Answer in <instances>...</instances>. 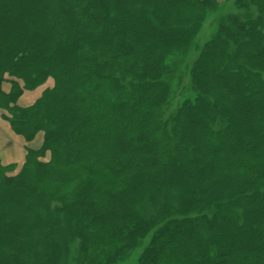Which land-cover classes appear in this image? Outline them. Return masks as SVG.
<instances>
[{
	"label": "trees",
	"instance_id": "1",
	"mask_svg": "<svg viewBox=\"0 0 264 264\" xmlns=\"http://www.w3.org/2000/svg\"><path fill=\"white\" fill-rule=\"evenodd\" d=\"M0 118L42 138L0 161V264H264V0H0Z\"/></svg>",
	"mask_w": 264,
	"mask_h": 264
},
{
	"label": "rangeland",
	"instance_id": "2",
	"mask_svg": "<svg viewBox=\"0 0 264 264\" xmlns=\"http://www.w3.org/2000/svg\"><path fill=\"white\" fill-rule=\"evenodd\" d=\"M210 1L214 2V0ZM232 3L233 1L231 2V4L224 5L219 11H217L218 8L214 9V7H208L204 9L201 13L203 15V19L200 22L198 30L193 36V45H191V50H179L168 55L166 64L169 67V71L173 74V77H171L170 79L173 87V92L171 103L168 106L169 112L173 111L176 108L177 104H179L184 99V97L193 96V93L190 90V65L191 61L197 54V49L194 48V46L202 44L211 37L213 31L216 28V21H218L216 19L220 16V14L221 16H224L226 13L228 14L232 11L237 12L236 8H233L234 5ZM17 171L18 170H14V173H16ZM137 209L144 216L150 215L153 207L152 201L150 200L149 196H147L140 204H138ZM149 239L150 236L146 238V240L144 241V245L148 243ZM141 251V248H139L133 252H129L128 255L118 261L117 264H136L137 258ZM74 256L75 254L71 256L70 263L72 264H75Z\"/></svg>",
	"mask_w": 264,
	"mask_h": 264
},
{
	"label": "crops",
	"instance_id": "3",
	"mask_svg": "<svg viewBox=\"0 0 264 264\" xmlns=\"http://www.w3.org/2000/svg\"><path fill=\"white\" fill-rule=\"evenodd\" d=\"M44 88L45 86H41L35 90L25 91L19 104L22 106L32 104L41 95ZM41 141L42 138L38 135L34 141L27 143L22 136L13 132L9 122L0 118V161L3 165H14L16 166L15 170H19L25 161V147L37 148Z\"/></svg>",
	"mask_w": 264,
	"mask_h": 264
}]
</instances>
